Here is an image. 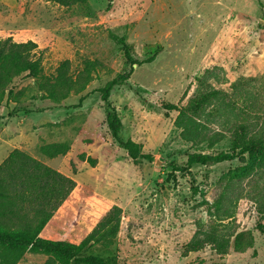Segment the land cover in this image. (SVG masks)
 <instances>
[{"label":"rangeland","instance_id":"1","mask_svg":"<svg viewBox=\"0 0 264 264\" xmlns=\"http://www.w3.org/2000/svg\"><path fill=\"white\" fill-rule=\"evenodd\" d=\"M9 37L37 44L45 79H16L20 100L0 104V165L17 149L76 182L45 238L80 244L118 207L116 238L85 252L107 264H264V235L256 229L264 225V167H248L245 154L186 169L194 154L214 159L254 137L264 145V0H86L69 7L0 0V39ZM115 37L139 64L127 62ZM66 60L74 77L87 61L96 69L83 92L57 103L41 84ZM131 68L110 101L122 139L140 144L152 162L133 161L112 139L99 92ZM57 145L68 152L44 153ZM240 232L254 236L245 252L231 246L222 255L207 246L184 256L192 242L232 244ZM46 260L26 254L19 264Z\"/></svg>","mask_w":264,"mask_h":264},{"label":"trees","instance_id":"2","mask_svg":"<svg viewBox=\"0 0 264 264\" xmlns=\"http://www.w3.org/2000/svg\"><path fill=\"white\" fill-rule=\"evenodd\" d=\"M61 6H72L86 0H47ZM122 46L125 59L133 66L139 64L131 54V50L124 38L115 37ZM37 44L32 41L17 43L12 37L0 39V104L17 103L22 91L16 92L15 80L45 79L42 59L37 56ZM85 69L74 77L70 74V62L64 61L57 69L56 75L41 84L46 99L57 103L66 100L71 94L83 92L92 81V72L96 63L85 62ZM118 74L99 90L101 100L106 107V122L111 137L135 162L154 161L150 154H144L142 146L131 140L124 141L121 133L123 122L110 101L115 87L124 84L131 75ZM84 97L79 100L76 107L82 105ZM206 96L198 99L193 106L194 111L201 109ZM171 109H177L172 106ZM245 131L246 126H240ZM237 148L230 153H222L212 159L201 154L192 155L186 164V169L195 165L207 164L209 160L222 163L249 155L248 167H264V145L261 138L244 140L237 144ZM69 150L67 145L45 147L44 153L50 157L65 155ZM247 169V168H245ZM76 187L71 177L56 171L41 162L14 150L0 165V264H19L26 254L42 255L47 258L43 264H107L105 258L86 254L85 252L97 245H110L120 231V209L113 207L103 217L94 230L80 243L63 240H53L41 236L42 231L54 217L64 202ZM264 212H260L262 214ZM256 229L264 235V225L258 223ZM211 246L222 255L229 254L233 246L237 252H245L254 246V236L251 232H240L230 240L210 238L192 242L186 246L184 256L191 252H198Z\"/></svg>","mask_w":264,"mask_h":264},{"label":"crops","instance_id":"3","mask_svg":"<svg viewBox=\"0 0 264 264\" xmlns=\"http://www.w3.org/2000/svg\"><path fill=\"white\" fill-rule=\"evenodd\" d=\"M44 230L42 231L41 236L45 238V236H44ZM48 239H52V238H48ZM53 240H56V239H53ZM38 256H42V255H38ZM43 257H45V256H43Z\"/></svg>","mask_w":264,"mask_h":264}]
</instances>
